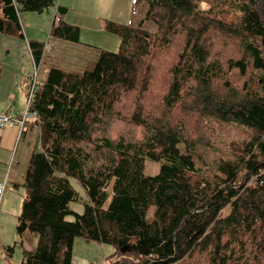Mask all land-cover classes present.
Instances as JSON below:
<instances>
[{"label":"trees","instance_id":"1","mask_svg":"<svg viewBox=\"0 0 264 264\" xmlns=\"http://www.w3.org/2000/svg\"><path fill=\"white\" fill-rule=\"evenodd\" d=\"M212 1L232 18L213 10L204 16L196 0H133L134 10L147 5L138 26L103 21L121 37L118 51L102 50L81 72L53 66L34 83L24 125L34 118L40 138L24 176L16 231L21 239L35 233L37 242L24 249L21 264H75L78 237L127 250L137 264H264V0ZM54 5L52 34L77 41L78 27L56 0H0V31L24 37L21 11ZM146 20L157 30L145 29ZM209 30L238 47L228 60L226 93L215 90L224 70L211 59ZM177 35L184 39L167 50ZM29 44L38 63L44 42ZM185 100L191 104L183 118ZM191 117L201 138L226 124L255 134L201 169L200 136L190 142L183 124ZM111 122L141 138L111 139L101 128ZM147 161L160 163L156 173L145 171ZM77 186L86 195L82 213L71 208L80 199Z\"/></svg>","mask_w":264,"mask_h":264},{"label":"rangeland","instance_id":"2","mask_svg":"<svg viewBox=\"0 0 264 264\" xmlns=\"http://www.w3.org/2000/svg\"><path fill=\"white\" fill-rule=\"evenodd\" d=\"M127 1L128 0L124 2L123 8L127 6ZM197 1L204 16L208 14V10H213V15L226 20H230L233 16L221 11V9L217 7V3L212 0H196V2ZM129 2L131 12L130 21L133 26H138L145 16L147 5L143 3L135 10V13L132 14L133 0L128 1V6ZM57 3L58 5L63 6L62 3H64V0L63 2L61 0H56V4ZM71 5H74L75 7L67 9L66 15L69 20L76 21L77 24L74 25L78 27L79 32V39L77 41H70L71 48L75 47L81 50L88 49L93 51L94 55L98 56L102 50L116 52L120 49L121 37L115 33H108L104 28L102 29L103 22L100 18L98 19L95 16L98 14L99 10L103 8L97 6L98 4L96 0L93 2H90L89 0H72ZM51 7L52 8L49 7V9H45L41 12L21 11V23L25 35L24 37L20 36L18 33H6L0 31V101L2 102V107H11V109H9L11 113H25L29 102V93L34 83L35 85L38 83L40 84L46 78L49 69L58 65L54 62L55 54L51 43L55 38V35L52 34L55 10L53 9V6ZM60 18L61 16L58 15L56 25H60ZM143 26L149 31L157 30V25L151 20L144 21ZM198 26L199 23H196V27ZM178 33L184 34L182 32ZM205 37L209 40L210 48H213L211 59L219 61L224 70L221 82L215 86V90L220 94L226 93L229 90L226 88L227 86H225L224 81L232 76V72L227 66L228 60L230 57L236 56L238 47L233 46L226 36L220 33V31L209 30L206 36H204V39H206ZM33 39L44 42L43 55L38 63L34 61L31 45L29 44V40ZM182 39H184V36L177 35L174 38L172 46L167 48V50L171 51L173 45L178 44ZM71 48L67 47V51L70 52ZM67 56L71 60H74V58H84V56L80 54L74 56L67 54ZM214 64H216V62H214ZM93 67L94 64L89 66V68H85V70ZM166 82L167 81H162L161 86H164ZM262 92H264V88ZM187 104H191V101L187 103L185 100L181 105V109H179L183 118L186 115L185 111L187 109ZM174 120L180 124L182 119L176 116L174 117ZM29 121L34 123V118L31 117ZM194 122L195 119L192 117L183 119V124L187 128V136L190 138V142H195V139L200 136V142L197 141L198 154L196 157L197 167L201 169L209 168L220 157L230 154L233 148L238 147L239 145L241 146L242 143L249 140L251 136L255 134L252 129L245 126L226 124L220 129H216L214 133L207 131L205 137L201 138V132L195 127ZM30 124H25L22 131L21 127L18 125L19 135L17 140L18 143H26L32 152L39 143L40 129L37 128V130H34L33 132V128H31ZM101 128L106 131L103 133L113 140L122 138L121 135H124L127 139L141 138L140 132L125 128L122 124L111 122L101 126ZM179 147L184 151L187 146L183 143L180 144ZM107 156L109 155L107 154ZM159 165L160 163L155 164L147 161L145 171L156 173ZM7 177L8 176L4 178L6 179V187L8 182ZM255 181L256 176L248 178L250 185H254ZM76 188L79 191L80 199L72 202L71 208L78 213H82L85 208V190L80 186H77ZM229 210L230 209L228 208V211ZM153 211L154 206L150 210V217H152ZM69 218H71V220L73 219L72 216H69ZM10 247L12 246H5L6 252H11L13 250L14 247L11 249ZM118 260L128 262L129 264H137L140 262L136 256H133L127 250L119 249L115 245L105 244L99 241H87L83 237H78L75 240L73 249V261L75 264H115ZM20 261L21 258L17 260L16 264H19Z\"/></svg>","mask_w":264,"mask_h":264},{"label":"crops","instance_id":"3","mask_svg":"<svg viewBox=\"0 0 264 264\" xmlns=\"http://www.w3.org/2000/svg\"><path fill=\"white\" fill-rule=\"evenodd\" d=\"M61 1L63 2V0ZM89 1L93 2L94 0ZM125 1L126 0H96L98 4L97 6L103 8L100 9L95 16L98 19L100 18L102 22L104 19H110L133 26L130 21V2L128 6V1L130 0L127 1V6L123 8ZM71 2L72 0H64V3L62 4L68 9L75 7L74 5H71ZM53 9L55 10L56 16L57 5L53 6ZM134 13L135 10L132 5V14ZM64 19L70 23L77 24L76 21L69 20L66 14L64 15ZM103 28L104 26L102 29ZM107 32L111 33L108 30ZM51 43L55 54L54 62L58 64L56 67H60L64 70L77 72L84 71L85 68H89V66L95 64L99 57L98 55H94L93 51L88 49L81 50L75 47L71 48L69 40L54 38ZM67 47L71 48L70 52L67 51ZM67 54L73 56L80 54L84 56V58H74V60H71L68 58ZM1 104L2 102L0 101V106ZM1 108L8 112H10L9 109H11V107L6 108L5 106H1ZM10 114L17 116L20 113L17 112ZM30 123L31 121L28 122V124ZM30 125L31 128H33V132L39 128L35 123H31ZM18 135V125L0 127V180L8 176L7 187L5 188L3 195L0 197V264H16L19 258H21L19 263L21 264L24 258V249L33 250L37 242V235L35 233L27 231L21 239L16 231L23 202L25 201V187L23 185L24 176L31 157L30 154L32 153L26 143H18ZM7 245L14 247L11 252H6L5 246Z\"/></svg>","mask_w":264,"mask_h":264},{"label":"built area","instance_id":"4","mask_svg":"<svg viewBox=\"0 0 264 264\" xmlns=\"http://www.w3.org/2000/svg\"><path fill=\"white\" fill-rule=\"evenodd\" d=\"M24 118H18L17 116H13L10 113H5L1 110L0 108V127H4L7 125H19L21 127V131L24 128V123H25V119L26 117L30 116V111L28 109H26L25 113H24ZM0 197L2 196V192L3 190L6 188V179H2L0 180Z\"/></svg>","mask_w":264,"mask_h":264},{"label":"bare ground","instance_id":"5","mask_svg":"<svg viewBox=\"0 0 264 264\" xmlns=\"http://www.w3.org/2000/svg\"><path fill=\"white\" fill-rule=\"evenodd\" d=\"M1 189V188H0ZM5 190V189H4ZM4 190H3V192L2 193H4Z\"/></svg>","mask_w":264,"mask_h":264}]
</instances>
